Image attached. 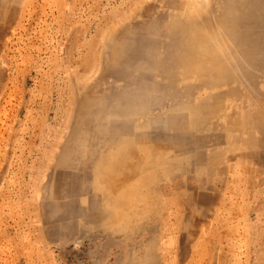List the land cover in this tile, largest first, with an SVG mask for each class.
<instances>
[{
  "label": "rangeland",
  "instance_id": "1",
  "mask_svg": "<svg viewBox=\"0 0 264 264\" xmlns=\"http://www.w3.org/2000/svg\"><path fill=\"white\" fill-rule=\"evenodd\" d=\"M0 264H264V0H0Z\"/></svg>",
  "mask_w": 264,
  "mask_h": 264
}]
</instances>
